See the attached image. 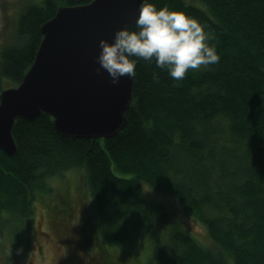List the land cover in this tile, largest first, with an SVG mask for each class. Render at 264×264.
<instances>
[{
	"label": "trees",
	"instance_id": "16d2710c",
	"mask_svg": "<svg viewBox=\"0 0 264 264\" xmlns=\"http://www.w3.org/2000/svg\"><path fill=\"white\" fill-rule=\"evenodd\" d=\"M90 1L43 0L19 13L0 50V92L3 78L20 83L57 7ZM147 2L197 20L219 62L176 81L137 59L125 127L108 139L61 136L45 113L15 120L16 154L0 151V250L6 242L23 252L35 203L54 192L55 178L82 170L89 220L65 237L84 255L91 242L93 263L264 264V0ZM147 185L179 211L147 197ZM59 202L51 211L63 216ZM182 213L219 253L185 229Z\"/></svg>",
	"mask_w": 264,
	"mask_h": 264
},
{
	"label": "water",
	"instance_id": "95a60500",
	"mask_svg": "<svg viewBox=\"0 0 264 264\" xmlns=\"http://www.w3.org/2000/svg\"><path fill=\"white\" fill-rule=\"evenodd\" d=\"M143 0H92L59 6L40 28L41 40L20 83L0 92V151L16 154L15 120L42 113L55 131L71 139H108L125 127L133 77L119 83L99 65V41L135 25Z\"/></svg>",
	"mask_w": 264,
	"mask_h": 264
},
{
	"label": "rangeland",
	"instance_id": "374dc122",
	"mask_svg": "<svg viewBox=\"0 0 264 264\" xmlns=\"http://www.w3.org/2000/svg\"><path fill=\"white\" fill-rule=\"evenodd\" d=\"M42 1L0 0V50L12 43L19 13L27 6L40 4ZM1 84L3 89L14 86L13 82L5 78ZM83 176L82 170H74L52 181L54 192L44 194L42 201L35 203L34 215L27 227L26 248L22 253L13 252L10 245L5 242L0 250L1 264H96L93 263L94 250L91 242L87 243L89 249L85 251L88 254L84 255L82 254L84 250L76 245L77 242L64 237L80 234L84 221L89 218L85 211L88 196ZM143 190L147 197L164 202L173 211H179L178 204L172 196L158 193L148 185L144 186ZM59 201L68 209L67 214L63 216L53 215V210L51 211L52 206L59 204ZM180 219L185 229L201 243L220 252L216 245L212 246L206 232L195 220L186 213H182ZM142 260L143 258L140 262ZM128 263L139 264V261L134 257Z\"/></svg>",
	"mask_w": 264,
	"mask_h": 264
},
{
	"label": "clouds",
	"instance_id": "9594fccd",
	"mask_svg": "<svg viewBox=\"0 0 264 264\" xmlns=\"http://www.w3.org/2000/svg\"><path fill=\"white\" fill-rule=\"evenodd\" d=\"M211 39L212 34L184 12L166 6L157 9L146 0L135 20V30L121 28L112 42L99 41L97 72L103 69L111 83L117 84L121 77H135L137 59L149 63L154 60L158 68L181 81L189 70L208 69L219 62L215 47L208 43ZM153 76L157 78L156 73ZM17 251L22 252V248Z\"/></svg>",
	"mask_w": 264,
	"mask_h": 264
},
{
	"label": "flooded vegetation",
	"instance_id": "af4514ba",
	"mask_svg": "<svg viewBox=\"0 0 264 264\" xmlns=\"http://www.w3.org/2000/svg\"><path fill=\"white\" fill-rule=\"evenodd\" d=\"M65 237V236H64ZM65 239H66V237H65Z\"/></svg>",
	"mask_w": 264,
	"mask_h": 264
}]
</instances>
